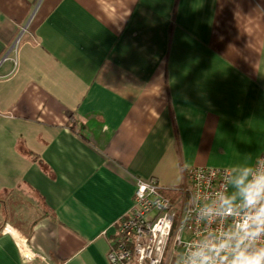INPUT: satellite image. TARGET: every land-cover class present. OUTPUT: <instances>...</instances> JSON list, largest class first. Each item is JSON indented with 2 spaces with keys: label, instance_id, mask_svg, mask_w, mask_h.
<instances>
[{
  "label": "crops",
  "instance_id": "0c3cea01",
  "mask_svg": "<svg viewBox=\"0 0 264 264\" xmlns=\"http://www.w3.org/2000/svg\"><path fill=\"white\" fill-rule=\"evenodd\" d=\"M247 155L264 0H0V264H110L137 179Z\"/></svg>",
  "mask_w": 264,
  "mask_h": 264
},
{
  "label": "clouds",
  "instance_id": "9594fccd",
  "mask_svg": "<svg viewBox=\"0 0 264 264\" xmlns=\"http://www.w3.org/2000/svg\"><path fill=\"white\" fill-rule=\"evenodd\" d=\"M224 177L218 190L191 194L186 222L202 228L181 238L171 264H264V155L245 156Z\"/></svg>",
  "mask_w": 264,
  "mask_h": 264
},
{
  "label": "built area",
  "instance_id": "2783aa9c",
  "mask_svg": "<svg viewBox=\"0 0 264 264\" xmlns=\"http://www.w3.org/2000/svg\"><path fill=\"white\" fill-rule=\"evenodd\" d=\"M227 169L190 167L185 183L174 189L175 199L165 194L156 180L137 179L132 209L121 219L108 254L110 264H171V255L183 238L189 241L202 228L186 222L192 193H211L224 183ZM230 191V189H229Z\"/></svg>",
  "mask_w": 264,
  "mask_h": 264
},
{
  "label": "trees",
  "instance_id": "16d2710c",
  "mask_svg": "<svg viewBox=\"0 0 264 264\" xmlns=\"http://www.w3.org/2000/svg\"><path fill=\"white\" fill-rule=\"evenodd\" d=\"M29 156L33 157V159H35V160L37 159V157H36L34 154H32V153H30ZM169 193H170V192H169ZM173 194H174V193L167 194V196H169V197L175 199L176 195H173Z\"/></svg>",
  "mask_w": 264,
  "mask_h": 264
},
{
  "label": "rangeland",
  "instance_id": "374dc122",
  "mask_svg": "<svg viewBox=\"0 0 264 264\" xmlns=\"http://www.w3.org/2000/svg\"><path fill=\"white\" fill-rule=\"evenodd\" d=\"M230 191H231V189H230Z\"/></svg>",
  "mask_w": 264,
  "mask_h": 264
}]
</instances>
